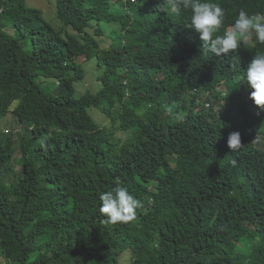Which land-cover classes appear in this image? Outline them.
<instances>
[{
	"label": "trees",
	"instance_id": "obj_1",
	"mask_svg": "<svg viewBox=\"0 0 264 264\" xmlns=\"http://www.w3.org/2000/svg\"><path fill=\"white\" fill-rule=\"evenodd\" d=\"M50 1L53 20L0 0V184L21 165L0 186V264H264V110L243 81L264 44L253 34L204 54L186 28L191 10L168 0ZM207 2L226 11L213 38L241 9L264 13V0ZM127 31L141 37L125 45ZM143 74L151 83L134 88ZM117 185L140 206L129 222L105 223L99 195Z\"/></svg>",
	"mask_w": 264,
	"mask_h": 264
},
{
	"label": "clouds",
	"instance_id": "obj_2",
	"mask_svg": "<svg viewBox=\"0 0 264 264\" xmlns=\"http://www.w3.org/2000/svg\"><path fill=\"white\" fill-rule=\"evenodd\" d=\"M168 7L173 12L190 9V23L186 28L194 30L204 42V54L208 51L216 56L229 53L241 46L240 40L248 41L255 34L256 40L264 44V13H249L243 9L238 12L234 23L223 35H216L224 23L226 11L219 3L207 0H168ZM243 81L250 89L249 99L254 105L264 110V52H256L251 59ZM228 147L232 150L241 145V136L238 131L231 132L227 139ZM99 212L105 223H126L135 218V210L140 202L135 199L126 187L117 185L112 191L99 195Z\"/></svg>",
	"mask_w": 264,
	"mask_h": 264
},
{
	"label": "rangeland",
	"instance_id": "obj_3",
	"mask_svg": "<svg viewBox=\"0 0 264 264\" xmlns=\"http://www.w3.org/2000/svg\"><path fill=\"white\" fill-rule=\"evenodd\" d=\"M26 5L28 7H36L39 8L43 11L45 18H47V20H53V18L55 19V15H54V2L50 1V0H26ZM185 11H189L190 9H184ZM103 27L105 29H107L109 26L103 25ZM110 30V29H109ZM107 33H109L110 35H106V38H110V36H112L113 38H116L115 41H119L118 39L120 38L119 35L120 33L116 31V33H114V31H106ZM125 35V45H127L128 40H132V39H139L140 33L138 31H127L124 33ZM252 43V42H250ZM78 61L80 63H85V57L81 56L79 57ZM92 63H90L91 65ZM167 69H171L173 67H175L177 65V61L176 60H170L168 61L166 64ZM88 66V65H86ZM91 78H93L92 80L95 79L94 74L90 71L89 73V78L91 80ZM151 83V76L150 74H143V75H136L132 78V84L133 87H142L144 85L150 84ZM38 84L40 85V87L44 90L45 93H56L57 90V83L54 80H46V79H39L38 80ZM77 88L80 89L83 87V83H77L76 84ZM95 88V87H93ZM96 90V88H95ZM57 94V93H56ZM90 114L94 117V119L98 122H100L102 125H109L110 121H107L105 116L99 111L96 110L94 108L89 110ZM19 122H17V119H15V117L13 115H10V117L7 119V122L5 124V130H10L11 132L15 133V141H17L16 139L19 137L18 135L21 134V128L18 125ZM18 141L16 146L18 145ZM17 158V156H16ZM14 172L11 173H7V175L4 177V182H2L0 184V186H3L4 184H9L10 181H13L14 176L17 177L20 174V170H21V165L19 163L14 164ZM142 191L146 192L148 190V187L145 185H141ZM158 249H152L151 253L154 254L157 252ZM0 261H2V254L0 253ZM131 259L127 256L123 257V259L121 260V264H130Z\"/></svg>",
	"mask_w": 264,
	"mask_h": 264
}]
</instances>
